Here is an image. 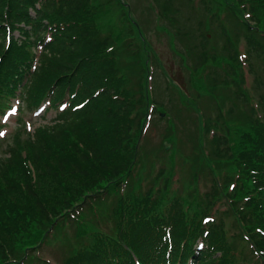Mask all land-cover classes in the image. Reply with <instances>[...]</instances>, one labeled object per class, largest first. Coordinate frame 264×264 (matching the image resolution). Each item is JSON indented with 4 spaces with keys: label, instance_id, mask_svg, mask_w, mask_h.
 <instances>
[{
    "label": "trees",
    "instance_id": "16d2710c",
    "mask_svg": "<svg viewBox=\"0 0 264 264\" xmlns=\"http://www.w3.org/2000/svg\"><path fill=\"white\" fill-rule=\"evenodd\" d=\"M86 1L0 0V113L13 100L34 109L48 103L46 110L56 112L0 161V261L46 237L38 227L57 226L59 216L77 207L103 215L99 205L114 197L111 228L96 232L90 246L63 264H239L214 221L216 203L167 200L165 187L143 191V180L134 181L147 121L138 104L148 102L136 100L129 79L117 75V46L100 41ZM216 1L250 33V48L264 56V0ZM202 42L195 44L201 51L197 68L213 60L203 52L205 36ZM239 138L234 171L242 188L236 199L264 264V122ZM212 151L226 158L218 146Z\"/></svg>",
    "mask_w": 264,
    "mask_h": 264
},
{
    "label": "rangeland",
    "instance_id": "374dc122",
    "mask_svg": "<svg viewBox=\"0 0 264 264\" xmlns=\"http://www.w3.org/2000/svg\"><path fill=\"white\" fill-rule=\"evenodd\" d=\"M86 2L93 7L90 16H96L92 24L100 41L117 46V75L129 79L136 100L142 103L143 96L148 102L138 104L147 111V121L134 181L143 180V191L165 187L167 200L178 197L199 207L216 203L214 221L240 256L238 263L262 264V253L251 241L235 192L242 188L234 171L240 134L264 122V56L248 45L250 33L216 0ZM203 36L207 44L203 52L213 60L197 68L201 51H196L195 44H203ZM206 66L209 76L204 75ZM6 106L7 112L0 113V161L9 147L23 144L41 123L56 115L46 110L48 103L34 109L13 100ZM217 146L226 158L213 153ZM113 201L110 197L97 204L103 215H96L92 207H77L62 218L57 215V226L37 228L46 237L29 246L22 244L14 257L7 256L0 264H63L90 246L96 232L111 228L108 214Z\"/></svg>",
    "mask_w": 264,
    "mask_h": 264
},
{
    "label": "snow or ice",
    "instance_id": "6c2138e0",
    "mask_svg": "<svg viewBox=\"0 0 264 264\" xmlns=\"http://www.w3.org/2000/svg\"><path fill=\"white\" fill-rule=\"evenodd\" d=\"M0 135H3L2 133H0Z\"/></svg>",
    "mask_w": 264,
    "mask_h": 264
}]
</instances>
